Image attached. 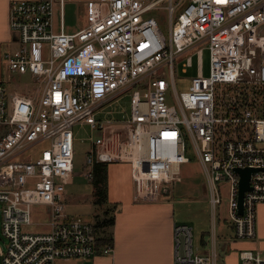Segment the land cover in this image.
<instances>
[{
  "label": "built area",
  "instance_id": "built-area-1",
  "mask_svg": "<svg viewBox=\"0 0 264 264\" xmlns=\"http://www.w3.org/2000/svg\"><path fill=\"white\" fill-rule=\"evenodd\" d=\"M58 3L57 32L54 0H12L8 7L18 48L3 58L11 75H29L32 86L9 95L0 81V217L7 243L0 264H56L113 253L112 245L97 247L95 224L65 213L77 124L95 135L86 177L92 178L96 163H126L136 202L157 201L177 180L180 166L189 163L190 140L212 213L221 206L222 184L233 239L255 240L257 208L264 204V0H89L86 25L74 33L64 31V0ZM188 53L182 66L192 68L195 58V75L188 90L177 93L174 62ZM170 87L175 106L166 104ZM127 92L128 115L99 119ZM42 142L48 147L28 154ZM243 169L253 171L240 214L237 170ZM35 205L46 208L48 228L23 232ZM216 242L213 233L209 249L195 253L192 228L176 224L172 264H217ZM238 257L241 264H264V250H241Z\"/></svg>",
  "mask_w": 264,
  "mask_h": 264
},
{
  "label": "rangeland",
  "instance_id": "rangeland-1",
  "mask_svg": "<svg viewBox=\"0 0 264 264\" xmlns=\"http://www.w3.org/2000/svg\"><path fill=\"white\" fill-rule=\"evenodd\" d=\"M55 9V8H54ZM58 9V8H57ZM54 11L55 17L53 15V21L55 26L58 24V11ZM57 16V18H56ZM75 22V23H74ZM77 18L75 16L66 18V30L70 28H75ZM163 33H167V22L161 25ZM18 48V47H17ZM15 48V49H17ZM14 49V50H15ZM191 53L184 54L180 56L174 62L173 66V80L174 88L177 93L185 92L188 90L190 85V80L195 75L196 61L193 58L192 68H187L184 70L182 64L185 62L186 57H189ZM202 69L205 76L209 73V53L207 49L203 50L202 53ZM185 71V73L183 72ZM166 79L170 83L167 71ZM14 82L7 84L8 92L12 91L17 87V90L23 89L22 86L27 84L32 86V81L29 75L25 74L23 76L13 74ZM31 93L33 92L30 91ZM23 93V91H22ZM166 104L169 106H175L176 101L174 98L173 88H169L165 95ZM130 103H131V92H127L116 100H114L110 105L106 106V112H110V115L105 116L104 114L99 117V119L105 118H115L120 117V113L129 114L130 113ZM73 150L74 159L73 166L74 170L71 174L69 181L64 185L63 193V205L65 208V213L71 217H80L85 222L95 224L97 216L102 217L103 211L106 210V206H95L93 204V188L90 180L86 177L88 172L87 166H85L86 152L89 147V138H94V133L87 125L77 124L73 127ZM187 149V157L189 163L182 164L179 168V174L177 180L170 185L169 194L167 196H160L161 202L171 203L175 211V220L184 221L191 225L193 232V249L197 253L200 247L201 235L204 236V242L206 243V248L208 250L211 242V235L214 233V238L217 241V247L220 248L225 242L233 241V231L230 227V220L227 215V194L226 188L221 186V206L215 212L212 213L211 206L208 197V181L202 168L200 162L195 153L194 146L192 142L188 139L185 141ZM48 147V142H42L35 145L29 150L28 154L32 157L38 155V153ZM107 172L109 178L112 176L114 181L117 182V190L123 193L124 200L133 197V189H131L130 184L125 178L126 171L130 166L126 163H112L107 165ZM132 191V193H131ZM116 192H113L115 195ZM110 202V201H109ZM111 203V202H110ZM132 203V202H131ZM131 203H128L132 205ZM120 210V208H119ZM214 221V222H213ZM48 215L46 208L40 205H35L32 207V220L31 225L23 226L22 231L28 233H41L47 230ZM214 223V227H213ZM113 230L111 228L102 229L97 231L99 237H111ZM256 233L258 238L263 240L264 235L260 232V219L257 211V225ZM219 243H218V240ZM6 241L1 234V217H0V249L5 250ZM219 250V249H218ZM220 258L217 264H225L223 260L224 254L222 250H219ZM224 261V262H223ZM68 262V261H66ZM64 261H57L56 264H66ZM70 264V263H68Z\"/></svg>",
  "mask_w": 264,
  "mask_h": 264
},
{
  "label": "crops",
  "instance_id": "crops-1",
  "mask_svg": "<svg viewBox=\"0 0 264 264\" xmlns=\"http://www.w3.org/2000/svg\"><path fill=\"white\" fill-rule=\"evenodd\" d=\"M10 1L12 0H0V81L4 83L6 90L7 84L14 82V77L8 72L3 55L18 46L17 35L10 31L8 25ZM87 1L89 0H64L62 25L66 33H74L86 25ZM58 2L59 0H54V11L58 8L59 15L57 26L53 21L55 32L59 31L60 27ZM73 16L77 18L75 28L66 30V18ZM16 90L17 88L10 92L7 90V94L10 95ZM3 132V128H0V138ZM125 178L133 189L129 169L126 171ZM116 181L112 176L109 178L107 172L108 204L116 205L117 208L114 214V225L111 227L113 230L111 236L113 253L109 256L97 253L87 259H71L66 264H172V228L176 224L188 225L189 223L175 220L173 205L161 202L160 198L154 202H136L133 190V197L124 200L123 193L117 190ZM113 192H116L115 195ZM257 211L260 219V232L264 235V204L259 205ZM201 239H204L203 235H201ZM233 241L225 242L218 248L224 254L225 264H241L238 257L239 250H264V239H259L258 235L253 241ZM205 245L206 243L200 244L201 249L197 253L206 252Z\"/></svg>",
  "mask_w": 264,
  "mask_h": 264
},
{
  "label": "trees",
  "instance_id": "trees-1",
  "mask_svg": "<svg viewBox=\"0 0 264 264\" xmlns=\"http://www.w3.org/2000/svg\"><path fill=\"white\" fill-rule=\"evenodd\" d=\"M107 164L96 163L92 167V178L90 180L93 188V204L95 206H106V210L103 211L102 217H96L95 228L96 231L102 229H108L114 225V214L116 211V205L110 206L107 200ZM235 241V240H234ZM233 241V242H234ZM236 242V241H235ZM204 239H201V245L204 244ZM112 245L111 237H98L97 247L101 248L104 245ZM245 250V249H242ZM241 251V250H239ZM238 251V252H239Z\"/></svg>",
  "mask_w": 264,
  "mask_h": 264
},
{
  "label": "water",
  "instance_id": "water-1",
  "mask_svg": "<svg viewBox=\"0 0 264 264\" xmlns=\"http://www.w3.org/2000/svg\"><path fill=\"white\" fill-rule=\"evenodd\" d=\"M253 170L252 169H243V170H237L240 176L239 181V198H238V204H239V213H242V198L245 191L249 189V176ZM169 187H163L161 189V193L164 196H167L169 193Z\"/></svg>",
  "mask_w": 264,
  "mask_h": 264
}]
</instances>
